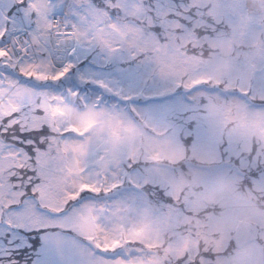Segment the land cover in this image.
I'll use <instances>...</instances> for the list:
<instances>
[{"label": "snow or ice", "instance_id": "snow-or-ice-1", "mask_svg": "<svg viewBox=\"0 0 264 264\" xmlns=\"http://www.w3.org/2000/svg\"><path fill=\"white\" fill-rule=\"evenodd\" d=\"M253 215L264 0H0V264H264Z\"/></svg>", "mask_w": 264, "mask_h": 264}, {"label": "trees", "instance_id": "trees-1", "mask_svg": "<svg viewBox=\"0 0 264 264\" xmlns=\"http://www.w3.org/2000/svg\"><path fill=\"white\" fill-rule=\"evenodd\" d=\"M239 194H241V196L244 198V200L247 203H250L251 202L249 200V198L247 196H245V194H243V193H239ZM261 220H264V215H261L259 219L257 218V216L256 217L254 215L253 216H250L246 220L245 224L242 225V230L243 231H248V230L254 228L257 225V223H259Z\"/></svg>", "mask_w": 264, "mask_h": 264}, {"label": "rangeland", "instance_id": "rangeland-1", "mask_svg": "<svg viewBox=\"0 0 264 264\" xmlns=\"http://www.w3.org/2000/svg\"><path fill=\"white\" fill-rule=\"evenodd\" d=\"M237 196H240V197H242V196H241V194H239V193H237ZM245 202H246V201H245ZM254 216H255V215H254ZM255 217H256V216H255Z\"/></svg>", "mask_w": 264, "mask_h": 264}]
</instances>
